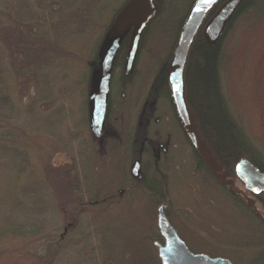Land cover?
Here are the masks:
<instances>
[{"label":"trees","instance_id":"1","mask_svg":"<svg viewBox=\"0 0 264 264\" xmlns=\"http://www.w3.org/2000/svg\"><path fill=\"white\" fill-rule=\"evenodd\" d=\"M99 1L0 0V264H56L59 253L65 247L61 245L63 232L47 231L43 221L48 205V193L43 182L47 184L50 172L56 170L51 169V159L62 152L58 151L51 158L49 150L43 146L46 141L45 144H38L41 138L37 140L35 137L47 138L48 132L53 140L51 133L54 130L59 133L58 144H65L64 139L68 134L63 135L61 125L66 120L68 122L63 129L74 131V138L80 137L77 129L86 131V125L90 126V81L92 72L100 62L98 51L118 12L129 0H122L109 9ZM227 1L218 0L205 17L194 37L184 69L187 108L200 142L217 165L214 171L203 156L195 157L194 168L202 175L197 194L208 193L209 189L215 193L212 187L217 193L227 194L232 208L244 213L253 234L260 237V248L249 251L246 258L244 252L236 254L235 258L223 249L222 244L216 246L214 256L225 257L232 264H264V192L252 197L244 189L222 185L214 174L223 172L234 178L233 166L240 158L247 159L264 173V133L257 139L245 127L246 116L240 102L233 99L230 89L233 82L231 72L236 67L232 64L233 51L244 36L257 34L264 22V0H241L224 23L218 38L210 41L204 35L203 28ZM193 2L150 1V4H156V10L139 36L133 73L142 75L136 78L148 74L146 70L152 69L149 83L155 87L166 83L164 77L169 69L172 51ZM129 35L130 28L120 39L110 62L104 120L110 110V100L114 94L112 89L117 84L124 95L117 94L116 100L122 108L124 103L129 102L128 78L126 81L122 77L113 80L112 76L116 67L124 69ZM160 37L163 38L162 45L159 43ZM102 126H105L104 122ZM83 138L82 135V147L86 144ZM83 153L85 151L81 149L79 154ZM79 154L76 156L81 158ZM6 163L10 171H4L1 167ZM78 167L80 172L76 179L80 178L81 183L77 187L71 184L73 189L67 192L70 194L65 192L68 201L61 218V224H66L64 231L68 225L70 230L77 229L84 213L99 217L129 202L124 197L116 199L114 185H105V179L101 177L93 180L95 184L93 181L84 183L82 162ZM196 174V171L192 173L194 176ZM55 181L65 185L73 182V179L60 171ZM202 182L208 186L206 189ZM99 183V187H93ZM79 188H82L81 193ZM187 190L195 193L192 187H187ZM151 192L155 196L151 201L149 216L156 220V206L164 203L160 198L164 188L154 185ZM111 199L117 201L109 206L107 203ZM214 200L218 202L217 197ZM212 207L220 208L217 205ZM224 216L221 214L218 218ZM151 225L145 238L159 240L156 223ZM246 246L242 245L243 248ZM136 251H140L138 241L134 246ZM125 256H130V253L127 252ZM148 261L149 264H160L159 259H154L153 250L152 258ZM99 263L126 264L125 259L111 258L102 259Z\"/></svg>","mask_w":264,"mask_h":264},{"label":"rangeland","instance_id":"2","mask_svg":"<svg viewBox=\"0 0 264 264\" xmlns=\"http://www.w3.org/2000/svg\"><path fill=\"white\" fill-rule=\"evenodd\" d=\"M121 1L122 0H100L98 3L109 9L116 7ZM149 7L150 4L146 5L139 12L133 21V26L144 15ZM159 43L162 45L163 38H159ZM232 64L233 66L236 65L235 69L231 72L233 82H231L230 89L233 99L240 102L241 109L246 116L244 122L245 127L249 129L253 136L260 139L259 137L264 133V22L259 27L256 35L244 36L241 39L240 44L236 50L233 51ZM121 69V67H116L114 69L112 74L113 80L120 78V75L123 73ZM146 71L148 74L144 72L146 75L144 80L140 81L141 85H146V83L149 82L150 71L153 70L148 69ZM110 74L111 68L109 71V77ZM126 79L127 77L124 78L125 81ZM137 83L138 82L134 79V76L132 80L127 79V100L130 98L132 89ZM138 88L143 89L139 86ZM112 91L114 94L112 95L113 99L111 98L110 101L111 104L117 103L118 110H113V112L118 116V114H122L123 111L121 110L122 105L116 100V98L123 92L118 84L114 87V90L112 89ZM164 104V101L160 102V98L157 99L153 106V113L164 108ZM124 106L123 109L125 110V115L127 117L130 111L129 106H127V103L126 105L124 103ZM160 113H163V111L160 110ZM67 122L68 120L65 121V123ZM65 123L61 125V129L64 132L63 135L68 134L64 139L65 144H58L59 140L57 134L59 133L55 131V134L54 130L51 133L54 137L53 140L50 139V134H48V132H46L47 138L40 136L35 137L37 140L41 138V143L37 142L38 144H45L46 141V144L43 146L49 150L48 152L51 154V158H53L58 151L62 152L58 153L53 160L51 159L52 165L48 159L51 169L56 170L50 172L51 177L47 179V184L43 182L46 186V189H44L48 193V205L43 216L45 229L49 232L56 231L55 233L58 234L63 232L61 235H64L61 245H65V247L61 253H59L56 264H100V260L108 258L116 260L125 259L126 264H149V261L146 262V259H144V256L140 251L134 252V246L139 239L143 241L144 233L147 234L146 231L149 225L156 223V220H153L149 216L151 203L147 196L144 195V186L142 188L139 184H127V182L124 181V175L120 174L121 171L126 169V159L123 166V159L121 158L119 151H117L119 148H123L122 143L119 142L117 147L109 152L106 148L100 147L101 145L99 146V141L96 137L101 135V131H103L102 125L99 129L93 131L91 124L90 126L87 124L85 127L86 131L81 128L80 130L77 129L76 132H80V137L74 138L76 136L74 131L72 132L66 128L63 129ZM173 130L177 132L175 127H173ZM82 135L83 137L86 136V139L83 138L86 141L84 147L81 146ZM118 136L123 139L125 135L123 133L122 136H120L119 131H117L114 136L110 135V143L106 144L113 146L112 142H116ZM53 148H57V151H50ZM58 148L61 150H58ZM86 148V154H79L81 149L85 151ZM178 148L181 152L184 147L179 145ZM77 154H79L81 158H78L76 156ZM86 155L88 156V159ZM80 162H82V168L85 175L84 183L89 184L94 179L98 180V178L101 177L105 179V185H110V187L114 185L113 192L117 193L116 199L124 197V199L129 200V202H127L125 206L112 208V210L105 215H100L99 217H91L89 214L84 213L77 229L73 231L70 230L69 227V229L67 228L64 231L66 224H61V218L63 219V214L66 211V203L68 201L66 193L72 191L73 186L77 187L79 182L81 183L80 178L76 179V176L80 172L78 167ZM7 165L8 163L1 166L4 171H10ZM210 165L211 167H214L213 164ZM60 171L70 175L73 182H67L63 185L58 183V181H55L56 177L60 174ZM192 171H196V176L192 175ZM201 176L202 175L191 166L190 161L187 160H184L179 168L175 170L171 168L170 171H168L166 177L167 182L164 181L165 183L163 182V184L168 189L167 192H169V197L172 202L169 212L173 223L183 236H188V245L193 252L200 253L204 248L203 252H207L211 256H214L213 251L216 246L222 244L223 249L228 251V253L235 258L237 257L236 254H242L243 252V255L246 258L247 255H249V251H256L260 248L258 244L260 240L259 235L255 236V234H253V230L250 229L249 226L251 224L245 217L244 213L232 208V205L227 201V196L225 197L226 200H224L222 207L218 202L215 204L220 207L217 209L213 208L212 204L206 205L205 203H202L203 201L201 198H198L199 200L195 199V197H197V192L199 191L197 185L201 181ZM5 181L9 180L5 179ZM94 181L93 184H95ZM202 183H204V189H206L208 186L205 185V182ZM207 185H210V183H207ZM99 186L100 183L93 187L97 188ZM162 186L163 185L161 184V187ZM187 187L194 188L195 193L188 192ZM79 189L81 193L82 188ZM120 190L122 191L120 192ZM212 191L217 192L214 187H212ZM83 192H85V190ZM208 193L213 192L209 189ZM7 197L9 198V194ZM116 199H111L107 204L109 206L115 204L117 201ZM195 202L197 204H195ZM210 202H212L211 199ZM192 203V207L196 209L195 213L184 220L179 215V208L183 205L190 207V204ZM221 214H224L225 216L218 218V215ZM198 215L207 220L215 219V222H210L215 229L207 230L208 232L197 229L201 238L199 237L195 242L189 234L192 232L188 229L189 227L187 225L195 223L197 219L194 218L200 219ZM244 244L247 245L245 248L242 247ZM151 247L154 252L155 246L151 244ZM127 252L130 253V256H125ZM107 254L111 257L107 256Z\"/></svg>","mask_w":264,"mask_h":264},{"label":"flooded vegetation","instance_id":"3","mask_svg":"<svg viewBox=\"0 0 264 264\" xmlns=\"http://www.w3.org/2000/svg\"><path fill=\"white\" fill-rule=\"evenodd\" d=\"M130 27L129 38L134 26L131 25ZM123 68V73L121 74L122 76L120 75V77L124 79L128 75L127 78L132 80L134 76V79L138 82L133 87L129 102L127 104L130 111L128 113V116L126 117L125 110L122 108L123 113L116 116V113L113 112V110H118V105L117 103H110V110L108 113V117L106 116V120H104L105 114L103 113V120L101 122V125L103 122L105 125L103 127V131H101V135L96 137L98 138L99 146L101 145L100 147L106 148L109 152L117 147L119 142L122 143L123 148H119L117 151H119L120 156L123 159V166L126 159V169H122L123 171H121L120 174L124 175V181H126L127 184H139L142 186V188L144 186V195L147 196L150 203L155 196V193L151 192L153 186H159L161 184L163 185L161 189L164 188V192L161 193L162 197L160 198L161 200H164V203H158V205L156 206V228L160 238L159 240H154L152 242V240H150L151 238H145L146 233H144L143 241L141 239L138 240V249H140V252L143 254L144 259L148 260L152 258L151 244H153L155 246L154 259H159L160 264H162L161 258L159 257L158 244L164 247L166 246V240L161 236L157 226L158 207L161 206L167 222L175 231L178 238L184 242L191 253H199L193 252V250L188 245V236H183L176 225L173 223L169 212L170 206H172V202L169 197V192H167L168 189L163 184V182H167L166 177L168 171H170L171 168H173L174 170L179 168L183 164L184 160L190 161L191 166L194 168L195 157H200L201 155L205 156L206 150L203 146L198 147L192 141L190 135L183 128L172 102L167 82V73L164 77L166 83L161 86L155 87V85H152L149 82H147L146 85H139L140 79L144 80L145 75L136 78L135 76L142 74L133 73V65L129 71H126V65H124ZM138 86L142 87L143 89L138 88ZM121 95L123 96V93H121ZM159 98L160 102L164 101L165 106L161 109H159L158 107L159 111L153 113V106L156 100ZM160 110H162L163 113H160ZM191 122L195 130V124L193 123V121ZM100 126H92L93 131L99 129ZM173 127L177 129V132L173 130ZM117 131H119L120 136H122V134L124 133V138L122 139L118 136L117 141L112 142L113 146L107 145L106 143H110V135L114 136ZM84 139H86V136H84ZM179 145H182L184 147L181 152L178 148ZM86 152L87 148L85 150V154ZM86 157L88 159L87 155ZM208 161L209 162L207 163L209 164V167H211L210 164L214 163L210 159H208ZM211 168L213 169L214 167ZM214 171H216V169ZM193 172L194 171H192V173ZM214 174L221 181L222 185L229 184L233 188H240V190L243 188L242 184L237 181L235 177L231 178L223 172H215ZM122 190H120V192ZM197 195L198 196L196 198H201L203 201L202 203H205L206 205H215L217 203L214 200L216 197L218 198V203L222 205L224 203V200H226L225 197L227 196V194L219 192H203ZM250 195L252 197L257 196L253 194ZM210 199L212 202H210ZM195 204L197 203L195 202ZM190 205V207L187 205H183L181 208H179V215L184 220L195 213L196 209L192 207L193 203ZM198 216L200 219L194 218L197 219L195 223L187 225L189 227L188 229L192 232L189 234L191 235L192 240L195 242L199 239V237L201 238V236L198 234L197 229H201L202 231L215 229V227L210 224V222H215V219L207 220L200 215ZM69 226L70 225H68L67 228ZM151 226L152 225L150 224L147 230H150ZM202 250L204 251V248ZM203 251H201L200 253L206 254L211 257L209 253Z\"/></svg>","mask_w":264,"mask_h":264},{"label":"water","instance_id":"4","mask_svg":"<svg viewBox=\"0 0 264 264\" xmlns=\"http://www.w3.org/2000/svg\"><path fill=\"white\" fill-rule=\"evenodd\" d=\"M150 1L151 0H129L119 11L113 26L107 31L103 38L98 51L100 62L98 68L93 71L90 81L89 113L90 122L93 127L99 126L102 122L107 99L110 62L116 47L126 30L133 23L135 17L145 5L150 3ZM217 1L218 0H194L178 34L167 71L169 91L178 118L185 131L190 135L192 141L198 147L202 145L197 132L193 128L184 96V69L194 37L203 24L206 15ZM240 1L241 0H228L225 2L212 19L204 26L203 33L210 41H214L218 38L224 27V23ZM155 10L156 4H152L136 22L132 30L125 62L126 71H129L133 65L139 35ZM204 157L207 160L209 159L207 152ZM233 172L246 191L253 195L264 192V173L259 171V169L247 159L240 158L234 164ZM157 226L161 236L166 240V246L162 247L158 244L159 257L161 258L162 264H231L226 258L209 257L206 254L191 253L167 222L161 206L158 207Z\"/></svg>","mask_w":264,"mask_h":264}]
</instances>
